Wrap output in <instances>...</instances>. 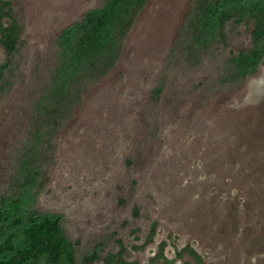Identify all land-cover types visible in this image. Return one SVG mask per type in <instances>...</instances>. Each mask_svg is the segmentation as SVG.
I'll return each mask as SVG.
<instances>
[{"label":"rangeland","instance_id":"1","mask_svg":"<svg viewBox=\"0 0 264 264\" xmlns=\"http://www.w3.org/2000/svg\"><path fill=\"white\" fill-rule=\"evenodd\" d=\"M9 1L20 47L16 81L0 97V194L13 192L12 156L29 139V96L53 38L99 2ZM189 2L149 0L117 67L88 88L28 187L27 213L60 218L74 264L92 251L116 253L117 240L136 264H149L162 243L171 264H264V53L233 84L217 83L219 59L174 67L168 53ZM252 29L251 21L231 25L225 54L251 49Z\"/></svg>","mask_w":264,"mask_h":264},{"label":"trees","instance_id":"2","mask_svg":"<svg viewBox=\"0 0 264 264\" xmlns=\"http://www.w3.org/2000/svg\"><path fill=\"white\" fill-rule=\"evenodd\" d=\"M148 2L99 0L95 7L53 38L45 76L38 79L29 96L26 116L29 139L17 146L12 156L13 192L0 194V230L6 231L0 235L3 236L0 264H74V253L62 235L60 218L27 213L32 207L27 198L28 187L36 185L42 176L43 159L53 150L56 134L73 118L88 88L117 67L125 41ZM249 21L253 22L252 48L226 55L231 25ZM19 35L20 24L13 15L11 1L0 0V47L6 53L5 61L0 63V97L8 94L16 81ZM263 53L264 0H190L183 25L169 50L168 62L184 70L197 68L206 60L219 59L216 82L233 84L255 71ZM160 91L157 88L156 94ZM134 211L137 214V209ZM155 233L153 221L144 244L151 242ZM117 244L116 253L101 256L92 251L81 258L80 264L98 261L136 264L124 258L122 242L117 240ZM164 249L165 243H162L149 264H157L159 259L171 264L164 256ZM183 251L201 261L190 246Z\"/></svg>","mask_w":264,"mask_h":264}]
</instances>
